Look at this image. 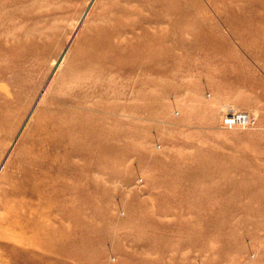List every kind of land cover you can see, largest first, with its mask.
<instances>
[{
	"label": "rangeland",
	"instance_id": "374dc122",
	"mask_svg": "<svg viewBox=\"0 0 264 264\" xmlns=\"http://www.w3.org/2000/svg\"><path fill=\"white\" fill-rule=\"evenodd\" d=\"M2 1L0 173L43 109L101 127L87 133L101 134L104 147L91 150L103 160L73 157L97 197L68 264H264V39L235 26L242 13L244 23L264 15V0H196L182 44L157 16L163 0ZM113 13L169 30L165 76L130 71L122 58L100 73L84 61ZM195 21L216 35H194ZM231 111L252 122L226 126ZM11 186L0 183L1 213Z\"/></svg>",
	"mask_w": 264,
	"mask_h": 264
},
{
	"label": "bare ground",
	"instance_id": "6f19581e",
	"mask_svg": "<svg viewBox=\"0 0 264 264\" xmlns=\"http://www.w3.org/2000/svg\"><path fill=\"white\" fill-rule=\"evenodd\" d=\"M2 2L5 6L9 4V0ZM162 2L163 10L157 16L161 21L170 22L174 34L179 37L176 42L182 44V24L187 21L191 4H196V0ZM243 16H236L235 26L244 24L247 36L264 39V15L247 19V23L243 22ZM258 22L263 23L261 29L255 25ZM147 23L148 19L126 21L116 13L111 14L108 23L94 31L96 36L81 57L88 65L97 67L99 73L115 70L116 59L122 58L123 67L130 71L165 76L164 40L170 35L169 30L152 31ZM197 27L196 22L194 29L198 30ZM201 30H194L193 34L216 35L213 31L202 34ZM136 35L140 36L135 38ZM74 74L87 79L91 73L76 71ZM2 104L0 127L6 123L9 110L8 101ZM76 114L66 108L43 109L35 124L23 135L20 148L14 150L13 159L2 167L0 183L12 184L8 187L6 201L1 202L3 213L0 212V249L8 257L9 264H40L42 253L46 264H68L73 244L77 242L74 232H87L90 224L86 213L88 200H95L97 194L88 191L87 164L82 166L73 157L87 160L93 156L94 161L99 162L104 155H93L91 145L101 150L104 144L101 134L96 137L98 132L87 133L89 128L96 131L101 127H89L86 117L75 118L80 116ZM90 194L95 195L90 197Z\"/></svg>",
	"mask_w": 264,
	"mask_h": 264
},
{
	"label": "built area",
	"instance_id": "2783aa9c",
	"mask_svg": "<svg viewBox=\"0 0 264 264\" xmlns=\"http://www.w3.org/2000/svg\"><path fill=\"white\" fill-rule=\"evenodd\" d=\"M252 117L246 112L231 111L223 119L226 126L246 125L252 122Z\"/></svg>",
	"mask_w": 264,
	"mask_h": 264
}]
</instances>
